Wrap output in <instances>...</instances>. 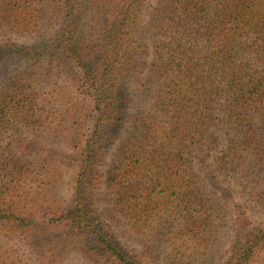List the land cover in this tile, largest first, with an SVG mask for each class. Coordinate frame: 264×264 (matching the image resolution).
Instances as JSON below:
<instances>
[{
    "label": "trees",
    "instance_id": "16d2710c",
    "mask_svg": "<svg viewBox=\"0 0 264 264\" xmlns=\"http://www.w3.org/2000/svg\"><path fill=\"white\" fill-rule=\"evenodd\" d=\"M0 264H264V0H0Z\"/></svg>",
    "mask_w": 264,
    "mask_h": 264
},
{
    "label": "rangeland",
    "instance_id": "374dc122",
    "mask_svg": "<svg viewBox=\"0 0 264 264\" xmlns=\"http://www.w3.org/2000/svg\"><path fill=\"white\" fill-rule=\"evenodd\" d=\"M134 87L136 88L137 85H134ZM230 203H231L229 205L230 211H231V213H230V224L232 223V225H231V231H232L233 226H234V222H235L236 218L238 217V212L235 210V206L236 205L245 206L246 203H245L244 199L239 195H234V199H232L230 201Z\"/></svg>",
    "mask_w": 264,
    "mask_h": 264
}]
</instances>
